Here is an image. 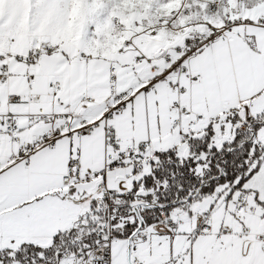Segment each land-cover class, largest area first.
<instances>
[{"label":"snow or ice","instance_id":"obj_1","mask_svg":"<svg viewBox=\"0 0 264 264\" xmlns=\"http://www.w3.org/2000/svg\"><path fill=\"white\" fill-rule=\"evenodd\" d=\"M0 264H264V0H0Z\"/></svg>","mask_w":264,"mask_h":264}]
</instances>
